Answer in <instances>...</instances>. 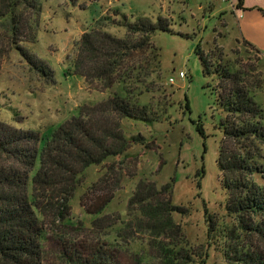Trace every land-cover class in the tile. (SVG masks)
<instances>
[{
	"label": "rangeland",
	"instance_id": "1",
	"mask_svg": "<svg viewBox=\"0 0 264 264\" xmlns=\"http://www.w3.org/2000/svg\"><path fill=\"white\" fill-rule=\"evenodd\" d=\"M39 2L38 28H29L35 11L21 7L20 45L11 44L9 27L0 22V96L2 119L13 122L15 118L16 125L45 138L82 106L110 96L96 90L98 83L89 85L74 76L77 44L84 33L104 31L124 39L128 24L140 18L156 22L160 17L170 22L173 32L152 35L149 75L140 79L142 83H130L132 102L151 108L152 123L122 120L125 137L135 142L126 154L87 169L66 220L52 219L46 226L44 264H69L71 256L80 251L78 255L85 257L86 250L93 248L107 250L111 264H171L165 250L172 242H188L195 252L204 250L205 209L221 216L227 200L217 164L225 114L217 102L219 81L204 74L195 50L201 44L212 63L241 72L264 110V0H244L243 9L236 12L237 0ZM0 7H6L4 0ZM220 11L222 15L213 16ZM35 32L37 42L28 43ZM17 47L31 54L32 61ZM140 182L157 190L172 186L173 205L185 210V214H172L175 240L170 232L164 235L156 228V221L142 212L138 199L130 203ZM106 189L114 194L112 203L101 215H90L87 208L92 195ZM168 194L152 197L144 206H160ZM207 264H224V259L212 249Z\"/></svg>",
	"mask_w": 264,
	"mask_h": 264
},
{
	"label": "trees",
	"instance_id": "2",
	"mask_svg": "<svg viewBox=\"0 0 264 264\" xmlns=\"http://www.w3.org/2000/svg\"><path fill=\"white\" fill-rule=\"evenodd\" d=\"M4 1L0 22L9 27L11 44L17 46L21 7L35 11V18L28 20L32 29L38 28L41 4L39 0ZM235 7L243 9L244 0H237ZM170 26L161 17L156 22L140 18L126 26L124 39L104 31L84 33L77 44L74 76L84 78L89 85L98 83L96 90L110 96L82 106L76 116L50 130L48 138L19 127L15 118L14 123L2 119L0 96V264H44L46 226L52 219L66 220L87 169L126 154L135 142L125 137L122 120L152 123L151 108L132 102L130 83H142L140 79L149 75L152 35L158 31L173 33ZM33 34L26 40L30 44L37 42L36 32ZM17 49L32 61L31 54ZM195 52L204 74L219 81L217 102L225 117L217 164L227 200L221 216L205 209L204 250L195 252L188 242H172L165 250L167 259L171 264H207L213 249L224 264H264V110L241 72L212 63L201 44ZM40 70L47 75L44 67ZM198 130L204 134L202 126ZM109 190L94 192L87 208L90 215H101L112 203L114 194ZM171 191V185L157 190L140 182L130 203L138 199L142 212L156 221V228L164 235L170 232L169 237L175 240L178 235L175 232L174 236L172 214H185V210L173 205ZM166 193L169 197L160 206H144L152 197ZM78 253L70 257L69 264H111V255L102 248L87 249L85 257Z\"/></svg>",
	"mask_w": 264,
	"mask_h": 264
},
{
	"label": "built area",
	"instance_id": "3",
	"mask_svg": "<svg viewBox=\"0 0 264 264\" xmlns=\"http://www.w3.org/2000/svg\"><path fill=\"white\" fill-rule=\"evenodd\" d=\"M227 2L229 1V0H226ZM233 8H234V6H233ZM235 9V8H234ZM179 76H180V78H182V79H184L185 78V73L184 72H181L180 74H179ZM171 83H174L175 82V80L172 78L171 80Z\"/></svg>",
	"mask_w": 264,
	"mask_h": 264
},
{
	"label": "crops",
	"instance_id": "4",
	"mask_svg": "<svg viewBox=\"0 0 264 264\" xmlns=\"http://www.w3.org/2000/svg\"><path fill=\"white\" fill-rule=\"evenodd\" d=\"M234 6H235V5H234ZM199 8L202 9V8H203L202 5H201ZM234 8H235V12H236L237 9H236V7H234ZM223 12H224V11H223ZM223 12H221V11H220V12H216V13L213 14V16L216 15L217 13H220V14L222 15ZM235 12H232V13H235ZM223 16H224L225 19H226V16H225L224 14H223ZM225 22H226V20H225ZM226 24H227V23H226ZM226 24L224 25V27H226ZM250 48H251V47H250Z\"/></svg>",
	"mask_w": 264,
	"mask_h": 264
}]
</instances>
